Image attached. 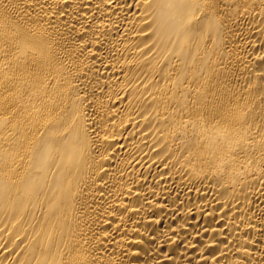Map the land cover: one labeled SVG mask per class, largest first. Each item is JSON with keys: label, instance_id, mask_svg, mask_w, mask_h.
Listing matches in <instances>:
<instances>
[{"label": "bare ground", "instance_id": "bare-ground-1", "mask_svg": "<svg viewBox=\"0 0 264 264\" xmlns=\"http://www.w3.org/2000/svg\"><path fill=\"white\" fill-rule=\"evenodd\" d=\"M0 264H264V0H0Z\"/></svg>", "mask_w": 264, "mask_h": 264}]
</instances>
